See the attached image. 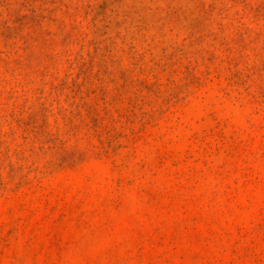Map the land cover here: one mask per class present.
<instances>
[{
  "label": "rangeland",
  "instance_id": "1",
  "mask_svg": "<svg viewBox=\"0 0 264 264\" xmlns=\"http://www.w3.org/2000/svg\"><path fill=\"white\" fill-rule=\"evenodd\" d=\"M0 264H264V0H0Z\"/></svg>",
  "mask_w": 264,
  "mask_h": 264
}]
</instances>
